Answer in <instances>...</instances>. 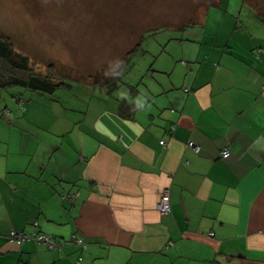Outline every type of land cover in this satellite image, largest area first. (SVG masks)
Returning <instances> with one entry per match:
<instances>
[{"label":"crops","instance_id":"1","mask_svg":"<svg viewBox=\"0 0 264 264\" xmlns=\"http://www.w3.org/2000/svg\"><path fill=\"white\" fill-rule=\"evenodd\" d=\"M245 6L197 10L173 58L182 78L158 82L152 107L124 116L92 89L34 120L22 97L0 101V264H264V16ZM14 230L62 244L16 243Z\"/></svg>","mask_w":264,"mask_h":264},{"label":"rangeland","instance_id":"2","mask_svg":"<svg viewBox=\"0 0 264 264\" xmlns=\"http://www.w3.org/2000/svg\"><path fill=\"white\" fill-rule=\"evenodd\" d=\"M214 2L0 0V37L9 41L15 52L27 57L35 72L50 75L65 84L63 92L55 95L43 94L21 85L9 86L0 90L1 105L10 101V107L17 101L15 98L20 96L24 100L22 108L28 103L31 106V113L27 117L34 120L51 119L53 112L56 114L55 107L69 106L68 99L73 104H83L82 99L87 100L92 89L99 95L102 88H94L93 84L97 82L93 76L101 79L102 86L105 79H110L111 74L122 66L116 61H123L124 65L125 54L139 42L140 48L130 54L131 58L124 72H121L118 87L107 94L117 99L118 104L125 98L128 102L136 103L139 108L142 103L152 107L149 102L137 101V97L149 99V91L156 89L158 82L162 80L168 86L170 79L180 81L184 72L181 62L173 58L182 55L183 46L179 39L191 32L189 28L179 30L168 27L197 23V10L204 12L206 6ZM251 3L256 9L260 6L259 10L264 14V0H252ZM245 5L247 9L253 8L247 3ZM208 8L205 14L211 19L215 17L214 9ZM217 20H211L206 33L210 32L212 25L218 29L213 24ZM183 61L188 65V54ZM132 87L135 91H132ZM157 99L163 100L165 97L160 94ZM152 104L157 110L158 102L152 100ZM63 127L59 124L55 130L61 133Z\"/></svg>","mask_w":264,"mask_h":264},{"label":"trees","instance_id":"3","mask_svg":"<svg viewBox=\"0 0 264 264\" xmlns=\"http://www.w3.org/2000/svg\"><path fill=\"white\" fill-rule=\"evenodd\" d=\"M242 1L249 4L250 7L252 6L254 7V4L251 3L252 0H242ZM257 9L258 10L261 9L260 6L257 7ZM261 14L264 16L262 12ZM190 25H194V22L182 24L181 27L182 29L189 28L188 26ZM139 48H140V43L139 42L135 43L133 48L129 50L127 54H125L126 63L120 66L117 69V71H114L111 74L110 79H107V80L105 79V82L103 83L102 86H100L101 79L98 78L97 76L96 77L93 76L95 78V81L97 82V84L95 85L93 84L94 88L97 89L101 87L102 89H105L106 93H112L118 87L119 83L121 82V75L119 74H121V72H124L123 69L126 67L128 63V59L131 58L130 54L133 53L135 50L138 51ZM13 85H21L30 90L39 91L43 94H48V95H52L55 88L60 87V86H65L63 81H56L53 78H51L50 75H47V74L42 75L41 73L35 72L29 63L28 58L19 52H15L12 49L10 42L7 41L5 38L0 37V90L7 89L9 86H13ZM263 85L264 84H262V87ZM132 91H135L134 87H132ZM16 100L17 101L20 100V96L19 98H16ZM137 108L139 107L136 103L128 102L125 100V98H122L119 101V110H120V113L124 116L125 115L127 116L126 113L128 112L132 113L136 111ZM3 113L4 115H7L10 113V110L8 108H5L3 109ZM76 192L77 191L63 193L62 198L67 199L69 201H73L72 199H70V196H72V194H75ZM37 226H38V222H37ZM46 234H49L52 238H54L52 234L50 233H46ZM76 238L78 237H75V239ZM75 239H74V242H75ZM57 241L61 242L60 239H58Z\"/></svg>","mask_w":264,"mask_h":264},{"label":"built area","instance_id":"4","mask_svg":"<svg viewBox=\"0 0 264 264\" xmlns=\"http://www.w3.org/2000/svg\"><path fill=\"white\" fill-rule=\"evenodd\" d=\"M262 93H264V85L262 87ZM160 142L163 143V140H161ZM222 153L224 156H227L229 154V152L226 148L223 150ZM157 209L160 212H168L170 210V203H169V198H168L167 193H162L161 198H160L159 202L157 203ZM33 225L35 227H37V221H34ZM9 238L11 241H14L16 243H21L25 240H34L36 242L43 243L50 248L56 247L57 245L61 244L60 241L55 240L49 234L41 232L40 230L39 231L33 230L29 233L17 232L14 230V231L10 232ZM75 242L85 245L83 239H81V238H76Z\"/></svg>","mask_w":264,"mask_h":264},{"label":"clouds","instance_id":"5","mask_svg":"<svg viewBox=\"0 0 264 264\" xmlns=\"http://www.w3.org/2000/svg\"><path fill=\"white\" fill-rule=\"evenodd\" d=\"M118 64H120V65H123V61H116ZM122 74V73H121ZM121 74H119V75H121ZM141 100H144V102H147V100L145 99V98H143V97H137V101H141ZM149 107H150V105H149Z\"/></svg>","mask_w":264,"mask_h":264}]
</instances>
